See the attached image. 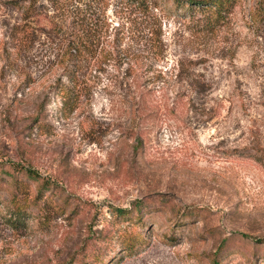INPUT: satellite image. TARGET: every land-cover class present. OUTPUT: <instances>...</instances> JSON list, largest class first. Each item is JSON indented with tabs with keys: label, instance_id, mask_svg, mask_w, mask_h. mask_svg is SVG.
Segmentation results:
<instances>
[{
	"label": "rangeland",
	"instance_id": "1",
	"mask_svg": "<svg viewBox=\"0 0 264 264\" xmlns=\"http://www.w3.org/2000/svg\"><path fill=\"white\" fill-rule=\"evenodd\" d=\"M78 1L62 0L54 12L36 0V38L22 47L16 27L33 1L0 0V264H211L215 254L219 264H264V160L252 158L264 147V0H238L210 29L161 0L165 55L153 68L181 65L199 84L171 77L156 85L148 104L168 102L166 115L133 131L124 122L125 65L90 76V92L68 115L58 95L44 102L61 40L39 33L54 13L67 25L75 5L90 1L111 23L109 36L126 14L130 30L119 35L139 37L133 4ZM36 115L46 126L32 127ZM135 133L144 142L137 151ZM183 213L191 219L178 224ZM122 231L138 242L125 248Z\"/></svg>",
	"mask_w": 264,
	"mask_h": 264
},
{
	"label": "trees",
	"instance_id": "2",
	"mask_svg": "<svg viewBox=\"0 0 264 264\" xmlns=\"http://www.w3.org/2000/svg\"><path fill=\"white\" fill-rule=\"evenodd\" d=\"M32 1L22 7V17L16 27V34L18 36L16 40L18 45L22 47L32 44L36 38L32 18L38 13L34 5L36 0ZM73 1L76 2V0ZM46 2L52 6L53 10H57L54 12H58L61 9L62 0H46ZM237 2L239 1L172 0L175 10H182L183 15L186 14L191 18H196L197 21H201L202 25L209 29L224 22ZM81 3L83 1L79 0L78 5L81 6ZM125 3L126 5L133 4L143 17L139 28V37L130 41L125 40V37L119 35V32L129 29L128 24H131L130 17L126 14L122 15L119 23L112 27L116 32L109 36L108 30L111 23L107 21L104 14L102 15V12L97 13L91 10L90 1L88 4L85 3L84 6H81L82 8L75 5V11H73L67 25L58 22L56 19L57 15L54 13L50 16L48 28L44 27L39 36L43 34L47 41L54 38H59V41L61 40V45L59 44L58 51L52 62L55 77L46 87L47 96L44 102L48 103L51 93L58 95L60 97L59 111L68 115L80 106V97L90 92L91 85L87 82L90 76H97L101 72H104L107 64H111L113 68L115 67L114 71H118L121 66L125 65L123 79L130 98V100H126L130 109L127 111L126 121L124 120V122L129 123V130L133 131L134 123H139V120L148 125L157 123L161 120L162 116L165 117L166 115L168 102L160 100L155 104L151 102L148 104L149 100H147V96L150 94L152 88L156 85H159V87L161 85L162 88L171 77L188 82L190 75L183 73L181 65L177 67L176 72H170L171 69L153 68L154 60H160L165 55L164 43L161 39V20L165 9L161 7V0H125ZM64 5L66 4L64 3ZM101 6L104 9L107 4L104 3ZM257 14L254 11L253 21L259 20ZM168 73H170V76ZM22 74L24 81L27 80L25 83L27 85L29 83V73L24 72ZM143 77L147 79L142 83ZM145 82L149 86L148 89H145V85L143 86ZM192 82L190 78L189 84L194 85V87L199 84V81L196 82V80L194 83ZM196 90L195 88L194 91L196 92ZM44 104L39 105V111L43 110ZM30 123H33L32 127L37 128L46 126L45 118L39 115L33 117ZM135 136L137 137V141L133 150L137 151L143 146L144 142L139 133H135ZM252 158L264 160V147L256 148ZM20 169L24 170L30 177H40V174L34 169L23 167ZM42 186H45V184L42 183ZM139 207V205L136 206L138 215L135 216L138 218L142 216V210L138 209ZM117 211V217L123 216L126 212L123 209H118ZM188 211L190 213L193 212L192 210ZM185 214L183 213L180 215V219H177L176 222L178 224L179 222L180 224H186L188 223L186 220L191 219L190 217L185 218ZM199 216L194 217L198 218ZM140 222L144 224L143 219ZM108 232L111 233V231ZM168 236H173V234L169 233ZM120 237L121 243L124 244L125 248L135 245L139 240L136 233L129 231H122ZM258 239H260L259 242L264 241V238ZM226 242L227 238L222 239L217 250L220 247L219 251H221V247ZM94 258L95 261L100 257L95 256ZM219 262L215 254L211 264H219ZM85 264L91 263L86 261Z\"/></svg>",
	"mask_w": 264,
	"mask_h": 264
}]
</instances>
